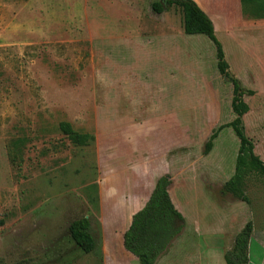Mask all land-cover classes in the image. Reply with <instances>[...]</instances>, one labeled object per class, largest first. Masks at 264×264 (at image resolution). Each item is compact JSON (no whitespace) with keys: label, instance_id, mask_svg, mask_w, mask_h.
Listing matches in <instances>:
<instances>
[{"label":"rangeland","instance_id":"374dc122","mask_svg":"<svg viewBox=\"0 0 264 264\" xmlns=\"http://www.w3.org/2000/svg\"><path fill=\"white\" fill-rule=\"evenodd\" d=\"M154 1L0 0V264H101L115 206L137 189L143 199L164 174L188 228L184 250L200 235L222 253L251 220L250 261L264 264V177L249 173L248 202L225 191L240 144L232 127L205 153L236 117L233 85L214 43L184 32L179 6L157 14ZM210 15L264 161V18ZM62 121L95 140L72 143ZM84 216L92 253L69 233Z\"/></svg>","mask_w":264,"mask_h":264},{"label":"trees","instance_id":"16d2710c","mask_svg":"<svg viewBox=\"0 0 264 264\" xmlns=\"http://www.w3.org/2000/svg\"><path fill=\"white\" fill-rule=\"evenodd\" d=\"M240 1L241 5L245 6L242 8L244 14H260V18H264V14H261L264 12V0ZM173 5L179 6L184 13L186 34H205L214 43L218 69L221 75L233 85L232 109L236 117L230 123L220 125L212 131L205 144V153L211 151L215 139L225 127L233 128L240 144L236 156L235 174L225 184V191L248 202L247 177L252 172L264 177V161L256 154L254 141L245 133L243 117L250 110L244 99L247 91L230 73L223 45L216 35L214 22L195 0H157L152 3V8L157 14H161ZM248 93L252 94V91ZM59 127L61 132L76 145H88L95 140L93 134L75 130L68 121L60 122ZM23 141L21 138L18 139L15 147H19ZM171 183L172 177L169 174H164L157 179L148 201L142 209L133 214L132 222L124 233L125 248L138 257L142 264H155L183 229L185 218L175 206L169 192ZM253 230V222L250 220L235 235L231 248L224 253L226 264L250 263ZM69 233L84 253H92L99 247L92 232L91 221L87 216L73 220L69 225ZM100 255L102 256V253Z\"/></svg>","mask_w":264,"mask_h":264},{"label":"crops","instance_id":"0c3cea01","mask_svg":"<svg viewBox=\"0 0 264 264\" xmlns=\"http://www.w3.org/2000/svg\"><path fill=\"white\" fill-rule=\"evenodd\" d=\"M195 1L209 15L210 18V14H244L243 10L241 9L242 6L240 0ZM261 14H264V12ZM157 179L153 182L150 191L147 193L146 196H144L143 199H141V194L139 193V189H137L134 192H131L128 198H124V201L120 202V204H117L115 206L116 221L112 222L113 224L110 226H103V230L105 233L103 237V242L101 243L103 264H142L138 257H136L134 254H132L125 248L124 233L129 228L132 222L133 214L142 209L148 201L155 187ZM144 189L146 188H143V186L140 188V190H142V195L145 194ZM122 218H124V220ZM187 234L188 228L184 221L181 233L174 239L172 244L168 247L167 251L164 252L158 258L155 264H226L224 258L225 251L219 253L218 249H215L214 246H204L203 238L200 235L196 236L194 240L195 246L193 247V249L184 250L183 246L187 244ZM253 236L254 230L252 238ZM252 238L250 243V253L252 250ZM177 252L179 254H177ZM249 264L253 263L250 261Z\"/></svg>","mask_w":264,"mask_h":264}]
</instances>
